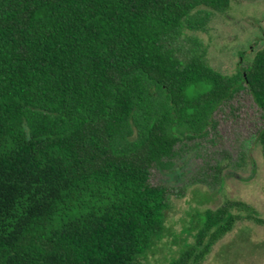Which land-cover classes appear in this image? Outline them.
<instances>
[{"label":"trees","instance_id":"16d2710c","mask_svg":"<svg viewBox=\"0 0 264 264\" xmlns=\"http://www.w3.org/2000/svg\"><path fill=\"white\" fill-rule=\"evenodd\" d=\"M231 1L0 0V264H144L168 208L151 168L217 132L245 88L264 113V46L223 73L170 45ZM257 139L264 156V124ZM196 217L168 264H203L242 220L264 226L241 199Z\"/></svg>","mask_w":264,"mask_h":264},{"label":"rangeland","instance_id":"374dc122","mask_svg":"<svg viewBox=\"0 0 264 264\" xmlns=\"http://www.w3.org/2000/svg\"><path fill=\"white\" fill-rule=\"evenodd\" d=\"M209 12L203 27L185 21L170 43L186 58L202 53L212 67L233 73L264 46V0H232L221 13ZM201 14L200 16H203ZM241 52L244 58H241ZM217 132L179 143L166 166L151 168L150 183L166 188V231L144 264H168L193 242L197 212L226 199L252 204L264 217V156L257 135L264 113L245 88L214 114ZM203 264H264V226L242 220L214 246Z\"/></svg>","mask_w":264,"mask_h":264}]
</instances>
